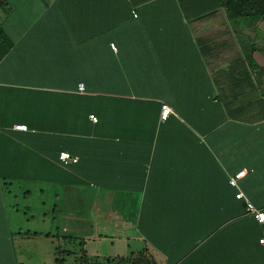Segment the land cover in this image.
<instances>
[{
	"label": "crops",
	"instance_id": "crops-1",
	"mask_svg": "<svg viewBox=\"0 0 264 264\" xmlns=\"http://www.w3.org/2000/svg\"><path fill=\"white\" fill-rule=\"evenodd\" d=\"M0 28V264L34 258L23 240L42 234L19 223L18 202L11 219L20 193L34 202L24 220H57L66 244L84 234L82 264L145 248L157 264H264V221L246 207L264 212V16H229L215 1L0 0ZM91 55L113 66L97 121L89 97L72 96L85 88L52 73L88 70ZM40 118L55 142L31 146L37 131L15 125ZM24 167L61 182L7 175ZM110 224L134 234L100 237ZM73 254L52 263L79 264Z\"/></svg>",
	"mask_w": 264,
	"mask_h": 264
},
{
	"label": "trees",
	"instance_id": "trees-1",
	"mask_svg": "<svg viewBox=\"0 0 264 264\" xmlns=\"http://www.w3.org/2000/svg\"><path fill=\"white\" fill-rule=\"evenodd\" d=\"M133 3L142 2L145 0H131ZM203 4L207 5L208 1L216 3L218 6H223L226 9V12L229 16L233 17H251V16H264V0H198ZM207 9V7L205 8ZM0 35H5L2 28H0ZM111 43V42H110ZM110 46V45H109ZM90 47H96L95 42L91 44ZM1 57V54H0ZM107 63V64H106ZM100 64V65H99ZM249 64L252 69L258 68V65L255 61L249 56ZM104 67L105 71L101 72V68ZM113 66H112V58H99L96 55L89 56V69L88 70H72V71H59L53 70L52 73L55 77L63 78V79H72L73 83L84 84V92L82 95V99L78 97L76 93H73L72 96L74 99L78 101L85 99L84 97H89V110L95 115L97 113H103V107H107V105H103L101 100L104 95H99L97 92H112V83H113ZM49 74V73H48ZM111 96V95H106ZM107 99V98H106ZM100 101V102H97ZM112 103L110 102V105ZM81 103H73V112L80 111ZM47 110L44 109V111ZM98 118V117H97ZM27 131L35 130L37 133L29 136L30 141L29 144L32 146L34 143L39 140L41 145H47L49 143L55 142L53 140V136H49L46 133L49 131L54 132L56 130V125L53 124V121H49V119L40 118L35 123L27 124ZM27 135V134H26ZM47 147L44 148L46 150ZM43 151V150H42ZM60 151V148H59ZM47 152V151H46ZM54 169H49L48 167H41L40 169H34L31 167L24 168H11L8 169L9 178H21V179H39L44 183H54L55 181H59V179L55 178ZM59 175V170L57 172V176ZM27 192V191H26ZM69 236V235H65ZM69 252V251H68ZM82 256H84L82 254ZM62 257H57V264H61L63 262ZM105 264H157L154 257L148 252L145 248L143 250L133 252L128 257H119V258H111L107 257L104 259ZM96 263V262H93Z\"/></svg>",
	"mask_w": 264,
	"mask_h": 264
},
{
	"label": "rangeland",
	"instance_id": "rangeland-1",
	"mask_svg": "<svg viewBox=\"0 0 264 264\" xmlns=\"http://www.w3.org/2000/svg\"><path fill=\"white\" fill-rule=\"evenodd\" d=\"M9 188L11 189L10 194H13L15 192L16 186L10 184ZM10 194H8V198L10 197ZM12 198H15V199L12 200ZM17 202L21 209L19 211L20 213L19 216H22L18 219L19 223L22 225H25V227L26 226L30 227L32 230L38 229V230H41L42 232V234L35 235L34 238L31 237V238H26L25 240H23L22 249L25 251L26 257H28L27 256L28 252H31L32 245L34 246V249L36 252L34 258H31L29 260L25 259V264H50L52 263V259L55 258L56 251L64 250V249H71L74 253L73 255H65L66 260L72 261V262L76 261L79 264H82L84 258L80 253L81 252L80 249H81L82 236L84 235L83 233L72 232L71 234L73 236L69 237L71 240L68 241L66 244V242L63 239L58 238L57 233L59 231L57 230L58 228L57 220H50L49 218L44 220L43 218H41V216H36L35 217L36 220L27 221V219L30 218L29 215L31 214V211H29V209L33 207L34 202L32 198H25L21 193L19 194L18 200H16V196H11L9 199L10 212L13 216L11 217V219L13 220H16L14 216L16 214V211L14 210L15 208H13L12 205ZM35 205L37 206L36 203ZM24 210L28 212L27 214L24 215L27 218L26 220H24L25 217H23V213H22ZM40 211L42 213V210ZM131 228H132L131 224H128V225L122 224L117 227L116 225L112 226L110 224L109 226L104 227V230H103L104 232H101L99 236L100 237H105V236L109 237L108 235L115 236V237H118V236L124 237L128 235L130 236L134 234L130 231ZM48 232H50V234L46 235V233ZM60 232L63 233V229H61ZM32 242L33 244H31ZM94 261L96 263H91V264H105L104 259L102 260L94 259Z\"/></svg>",
	"mask_w": 264,
	"mask_h": 264
},
{
	"label": "built area",
	"instance_id": "built-area-1",
	"mask_svg": "<svg viewBox=\"0 0 264 264\" xmlns=\"http://www.w3.org/2000/svg\"><path fill=\"white\" fill-rule=\"evenodd\" d=\"M110 45H111L112 48H114V49L116 48L114 42H111ZM78 87H79L80 90H83L84 89V84L82 82H80L78 84ZM170 112H171L170 107L168 105H163L162 111H161V117L162 118H166ZM90 119L93 120V121H97L98 120V118H97V116L95 114H90ZM15 127L17 129H21V130H26L27 129V125L26 124H16ZM59 157L64 163H69L71 161H77L78 160L77 156L72 155L68 151H61L59 153ZM246 172H247L246 168H243V169H240L239 171H237L233 175V177L230 179L231 184L234 185V186H237L238 178L244 176ZM236 196L238 198H241V197L244 196V194H243L242 191L239 190L236 193ZM246 207H247L248 212L252 213L256 217V219L258 221H261V222L264 221V212H263V210L258 209L252 202H250L248 200H246ZM261 241H263V239H261Z\"/></svg>",
	"mask_w": 264,
	"mask_h": 264
}]
</instances>
